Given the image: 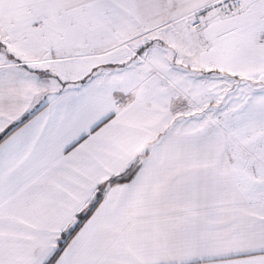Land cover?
<instances>
[{
  "label": "snow or ice",
  "instance_id": "obj_1",
  "mask_svg": "<svg viewBox=\"0 0 264 264\" xmlns=\"http://www.w3.org/2000/svg\"><path fill=\"white\" fill-rule=\"evenodd\" d=\"M0 264H264V0H0Z\"/></svg>",
  "mask_w": 264,
  "mask_h": 264
}]
</instances>
